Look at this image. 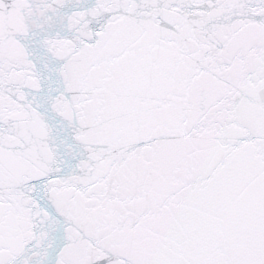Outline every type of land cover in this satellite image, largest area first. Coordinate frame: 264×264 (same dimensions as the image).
<instances>
[{"label": "snow or ice", "instance_id": "obj_1", "mask_svg": "<svg viewBox=\"0 0 264 264\" xmlns=\"http://www.w3.org/2000/svg\"><path fill=\"white\" fill-rule=\"evenodd\" d=\"M0 264H264V0H0Z\"/></svg>", "mask_w": 264, "mask_h": 264}]
</instances>
